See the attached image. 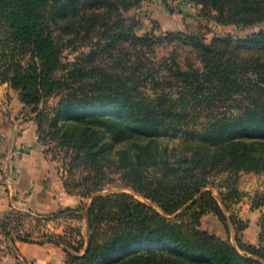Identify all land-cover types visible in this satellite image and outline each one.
Returning <instances> with one entry per match:
<instances>
[{"label": "trees", "instance_id": "trees-1", "mask_svg": "<svg viewBox=\"0 0 264 264\" xmlns=\"http://www.w3.org/2000/svg\"><path fill=\"white\" fill-rule=\"evenodd\" d=\"M189 1L220 26L264 24V0ZM134 6L0 0V84L31 109L45 153L84 173L77 183L91 198L86 240L65 246L74 251L69 263L264 264L263 248L239 240L235 247L200 229L208 213L227 222L208 191L212 178L264 174V31L210 45L192 36H138L123 17ZM102 30L110 46L178 43L195 59L181 66L172 58L171 78L160 84L172 94L151 98L138 69L107 73L64 63L65 37L86 41ZM55 97L54 107L41 109ZM112 176L134 196L103 194Z\"/></svg>", "mask_w": 264, "mask_h": 264}, {"label": "rangeland", "instance_id": "rangeland-1", "mask_svg": "<svg viewBox=\"0 0 264 264\" xmlns=\"http://www.w3.org/2000/svg\"><path fill=\"white\" fill-rule=\"evenodd\" d=\"M123 17L138 36L156 39L168 34L192 36L207 45L217 38L245 39L264 31V24L251 27L217 25L210 13L189 0H135V6ZM103 33L105 30L96 32L86 41H71L65 37L64 63L107 73L129 74L138 69L136 77L145 84L142 90L147 96L156 98L163 92L172 94L173 91L160 84L171 78L172 58L181 66L186 64V58L190 57L186 47L167 42L150 49L128 44L110 46ZM190 58L193 60L195 56ZM58 100L57 97L48 100L41 109L54 107ZM29 112L23 114L33 115L31 109ZM44 148L45 153L47 148ZM45 155L48 176L43 186L50 192L48 207L42 211L35 208L13 210L0 220V264H35L33 256L39 254L63 255L64 264H70L69 253L74 254V251L67 252L65 246L81 247L84 241L87 224L83 212L91 202V198L81 196L83 187L77 183L84 173L72 170L69 160L63 156L54 155V159L49 151ZM111 180L103 194L134 196L131 190L123 187L118 176H112ZM208 191L219 201L227 222L223 224L214 214L208 213L202 217L200 229L235 247L239 240L243 245L264 249V174L241 173L234 178L229 174L216 176L210 180ZM242 227L245 229L240 231Z\"/></svg>", "mask_w": 264, "mask_h": 264}, {"label": "crops", "instance_id": "crops-1", "mask_svg": "<svg viewBox=\"0 0 264 264\" xmlns=\"http://www.w3.org/2000/svg\"><path fill=\"white\" fill-rule=\"evenodd\" d=\"M29 111L18 92L0 84V220L13 210L42 211L48 207L50 192L43 186L48 159L38 141L33 115L23 114ZM33 257L35 264H64L63 255Z\"/></svg>", "mask_w": 264, "mask_h": 264}]
</instances>
